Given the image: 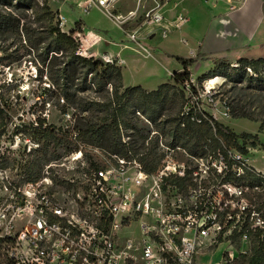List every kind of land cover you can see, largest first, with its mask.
Wrapping results in <instances>:
<instances>
[{"label": "built area", "instance_id": "2783aa9c", "mask_svg": "<svg viewBox=\"0 0 264 264\" xmlns=\"http://www.w3.org/2000/svg\"><path fill=\"white\" fill-rule=\"evenodd\" d=\"M153 1L141 13L142 0L126 14L117 12L118 0H87L84 10L100 8L150 56L139 28L128 25L140 18V27L168 22L161 2ZM57 18L63 27L66 18L61 13ZM188 21L178 13L171 25L181 29ZM152 33L154 29L146 37ZM78 35V53L93 56L87 50L102 37L95 35L91 42ZM160 35L168 37L169 28L162 25ZM216 78L205 81L201 91L212 105L216 87L208 83ZM187 93L182 112L201 122L207 115L189 85ZM230 111L225 104L223 116ZM95 150L86 151L87 157L73 151L45 165L37 180L6 187L10 194L0 205V264H251L241 262L233 246L221 249L223 239L231 240L237 232L248 238L239 225L244 214H253L256 226L264 225V217L245 204L247 191L263 186H251L243 178L248 171L260 172L249 152L164 151L150 158L136 151ZM137 223L139 235L133 229ZM217 251L216 260L205 261Z\"/></svg>", "mask_w": 264, "mask_h": 264}, {"label": "rangeland", "instance_id": "374dc122", "mask_svg": "<svg viewBox=\"0 0 264 264\" xmlns=\"http://www.w3.org/2000/svg\"><path fill=\"white\" fill-rule=\"evenodd\" d=\"M151 1L152 3H150ZM158 1L161 2L163 8L171 0ZM67 2L61 11L66 18V29H75V20H83L86 23L87 29L102 32L105 40H111V48L116 51L121 50V46L125 43L134 45V43L126 41L127 38L124 32L100 9L92 8L89 12L90 14H87L84 9L77 8L75 5L72 6L70 0ZM57 3L54 0L55 6L58 5ZM134 4L135 0H127L122 8L123 10H128ZM145 5V8L142 5L143 10L154 6L155 2L147 0ZM3 9L0 5V11ZM162 11L164 12V8ZM29 18L33 19L35 17L31 16ZM29 18H25L23 22L30 23ZM163 24L164 22L151 25V27L144 25L140 27V18L130 26L134 29L139 28L138 35L141 38V43L155 57L146 56L145 51L142 49L140 51L133 49L122 50V56L129 60L126 71L127 84H142L143 86L146 84L147 86L156 88L158 85H154L156 84V80L152 78L153 76H150L152 74H160L170 80L169 70L178 71L177 64L180 65L181 63L172 55L163 54L164 51L162 50L190 57L192 44L189 45L182 42L180 36H177V34L170 36L169 33L168 37L162 38L160 31ZM169 26L171 27V23H169ZM186 26L184 25L182 29H185ZM152 28L156 30V35L153 41L150 42L146 36L150 30L152 31ZM169 31H173L172 27ZM75 36L80 38L76 32ZM79 42L81 46V41ZM114 44H120V46H115ZM108 48L109 46H107L106 41H103L101 46H97L94 49L103 51L108 50ZM79 49L82 50V46ZM92 49L93 47L89 48L87 52H93ZM163 55H166L170 59L166 60ZM35 56H37V52H31L23 38L12 32L0 33V103L6 104L9 107L10 115H12V120L8 126V134L4 136L0 144V205L9 197L10 192L7 191L6 187L10 190V183L22 184L25 181L26 174L21 164L40 155L38 151H30L37 147V141L40 139V136L35 131V127L38 126V118L45 121L44 127L54 125L56 127L72 128L81 117L91 116L95 120L102 117V113L99 112L92 113L91 115L88 112L83 113L80 107L75 104L68 107L65 113L62 110L64 103L60 100L59 95L45 98L38 96L41 87L48 86L50 81L46 78V75L43 78L37 75V66L33 63ZM171 59L173 62L170 61ZM112 60L116 61L115 59ZM198 62L201 65H198V69L194 70L198 75L193 76L190 72L191 80L189 83L179 85L174 84V80H171L174 86L168 89L169 97L162 108L161 116L155 122L147 119L139 111L135 110L133 113V109L131 110L129 119L132 127H124L121 131L123 142L128 141V144L121 151H136L137 155H145L150 158L162 155L164 151H186L181 146L173 144L169 133L171 130V120L182 111L187 101L189 85L196 97L195 102H198V106L208 116L222 122L238 135L250 133L256 136L246 143V147L251 163L257 169L264 171V70L260 74L259 81L250 80V77L253 75L248 70L247 73L234 70V67L239 68L240 66L237 59H233L231 60L232 64L230 68L226 69V72H215L208 78H201L203 73L212 71L214 67H209L210 65H207L206 61L200 60ZM215 77H218L217 79L221 81V84L219 86L215 84L214 99L217 103L212 105L206 100L204 95H201V91L203 83ZM159 80L157 79V81ZM110 91L112 90L110 89ZM106 94L104 91L100 92L91 89L79 95L88 99L100 100ZM225 104H228L231 109L229 117H225L222 114ZM237 114L247 116L235 117ZM74 135L69 137L63 136V145L56 148V151H60L63 154L62 157L67 156L73 151H84V156L87 157L88 153L86 151H96L94 147L77 141ZM242 141V138H239V142L242 143ZM55 168L57 169L58 167ZM247 197L248 200H245V204H248L250 209L252 207L256 209L257 213H259L258 215H261L263 218L264 185L259 187V189H252L250 192L248 190ZM252 215L244 214L239 223L243 227V231L248 232L249 236L247 239L242 238L237 232L231 240L225 238L221 244V249L230 248L231 246H233V250L237 249L236 254L239 255V259L243 263H250V258L254 256L259 263L264 261V243H262V240L264 241V225L261 223V226H256L255 221L252 220ZM133 229L135 234H140L139 223ZM218 257L219 251L208 256L205 261H213Z\"/></svg>", "mask_w": 264, "mask_h": 264}, {"label": "trees", "instance_id": "16d2710c", "mask_svg": "<svg viewBox=\"0 0 264 264\" xmlns=\"http://www.w3.org/2000/svg\"><path fill=\"white\" fill-rule=\"evenodd\" d=\"M0 5L4 8L0 11V33L12 32L23 38L29 50L37 52L33 61L37 66V75L41 78L46 75L50 81L48 86L41 87L38 96L45 98L59 95L64 103L62 110L65 113L68 107L74 104L78 105L83 113L88 112L90 115L95 112L102 113V117L97 120L91 116L81 117L72 128L54 125L44 127L45 121L38 118L39 127H35V131L40 139L37 141V147L30 151H38L40 155L21 164L26 174L25 180H37L42 175L45 165L62 157L63 154L56 151V148L63 145V136L75 134L77 141L99 148L101 151L124 152L121 150L127 147L128 141L123 142L121 131L124 127H132L129 119L131 110L133 109V113L135 110L139 111L147 119L155 122L161 116L162 108L169 97L168 89L174 84L189 83L191 80L189 67L202 60L200 52L196 57L172 55L183 66L182 71H175L172 74L174 84L164 82L153 90H147L141 85L124 86L122 69L117 61H105L100 57H87L78 53L80 42L75 32L81 29L76 27L69 32L62 30L57 18L59 12L52 10L49 0H0ZM31 16L35 18H29ZM27 17L30 23L23 22ZM237 62L240 67H234V70L247 73L249 67L256 74H252L254 77H250V80H260V74L264 70V57L238 58ZM212 64L214 67L212 71L203 73L201 78H208L215 72H226L232 62L229 59L213 58ZM91 89L107 94L100 100L79 95ZM241 116L247 115H235ZM11 120L9 107L0 103V144L8 134ZM169 134L175 146H181L186 151L198 155L206 154L208 151L233 150L246 154L248 153L246 143L256 137L250 133L238 135L208 115L201 122L194 121L191 115L182 111L171 120ZM239 138H242V143L239 142ZM243 178L251 186L264 185V175L260 172L248 171ZM250 261L251 264L258 263L255 256L250 258Z\"/></svg>", "mask_w": 264, "mask_h": 264}, {"label": "crops", "instance_id": "0c3cea01", "mask_svg": "<svg viewBox=\"0 0 264 264\" xmlns=\"http://www.w3.org/2000/svg\"><path fill=\"white\" fill-rule=\"evenodd\" d=\"M56 1L58 2L57 6L54 5V0H49V5L53 11H58L62 14L61 11L64 9V4L68 3V0ZM70 1L72 6L75 5L77 8L84 9L87 0ZM126 1L127 0H119L120 4L117 6L118 13L126 14L128 11L136 8L138 0H135V4L132 8L123 10L122 6ZM146 2L147 0H142L140 4V13L143 11L142 5H144L145 8ZM150 3H152V1ZM92 8L98 7L92 6L88 8L87 11L84 10L85 13L90 14L89 12ZM163 8L164 14L169 23H171L178 13H183L189 17L188 23L185 24L187 25L185 29H175L173 25H171L173 31H169L170 36L177 34V36H180L181 41L186 39L189 45L192 44L189 54L190 57H196L197 53L200 52L202 54V61H206V64L210 65L209 67L213 66V58H224L231 61L238 58L256 59L264 57V0H171L164 5ZM135 22L136 21H132L128 26L130 27ZM168 22L164 23L163 26L171 29ZM76 27L81 29V31H77L76 33H80L81 36H88L91 42H93L95 35L101 36L102 40L92 46L93 52L91 53L93 56H99L105 61L115 59L122 69L124 86L137 85L127 84L126 71L129 60L124 58L121 54V51L125 49L139 51L135 43L134 45L125 43L121 46V50L116 51L111 48V40H105L102 32H95L87 29L86 23L83 20H75V28ZM62 29L67 32L70 31L66 29L65 25ZM153 29L154 28H152V30ZM154 31L155 33H152L148 38L150 42L153 41L156 35V30L154 29ZM103 41H106L107 46H109L108 50L100 51L94 49L97 46H101ZM126 41L130 42L127 39ZM114 45L120 46V44ZM162 51H164L163 54L177 55L170 53L167 50ZM151 56L155 57L152 52L150 57ZM163 57H165L166 60L170 59L166 55H163ZM170 61H172V59ZM198 65L200 66L201 63L197 62L189 67L193 76L198 75L194 72V70L198 69ZM177 67L178 72L183 70L181 64H177ZM174 72L175 71L169 70L171 77L170 80L167 79L166 76H161L160 74H152L150 76H153L152 78L156 80V84L154 85H160L164 82H172V74ZM157 79L160 80L157 81ZM138 85H141L147 90H153L158 87L152 88V86H147L146 84L144 86L142 84ZM257 170L264 173V171H261L260 169Z\"/></svg>", "mask_w": 264, "mask_h": 264}, {"label": "bare ground", "instance_id": "6f19581e", "mask_svg": "<svg viewBox=\"0 0 264 264\" xmlns=\"http://www.w3.org/2000/svg\"><path fill=\"white\" fill-rule=\"evenodd\" d=\"M119 1V0H118ZM218 82V79H214L211 82L208 83L209 88H214L215 84Z\"/></svg>", "mask_w": 264, "mask_h": 264}]
</instances>
